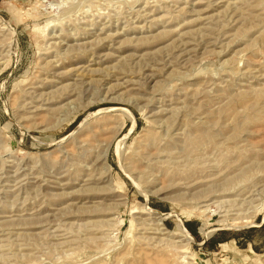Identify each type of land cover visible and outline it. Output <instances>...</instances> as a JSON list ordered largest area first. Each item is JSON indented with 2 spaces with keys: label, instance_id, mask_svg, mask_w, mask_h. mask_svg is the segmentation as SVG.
Here are the masks:
<instances>
[{
  "label": "rangeland",
  "instance_id": "obj_1",
  "mask_svg": "<svg viewBox=\"0 0 264 264\" xmlns=\"http://www.w3.org/2000/svg\"><path fill=\"white\" fill-rule=\"evenodd\" d=\"M0 264H264V0H0Z\"/></svg>",
  "mask_w": 264,
  "mask_h": 264
}]
</instances>
